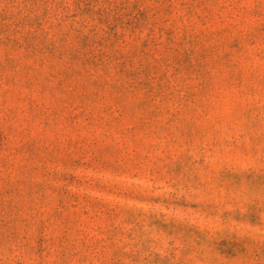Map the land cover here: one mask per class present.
Here are the masks:
<instances>
[{"label": "rangeland", "instance_id": "374dc122", "mask_svg": "<svg viewBox=\"0 0 264 264\" xmlns=\"http://www.w3.org/2000/svg\"><path fill=\"white\" fill-rule=\"evenodd\" d=\"M0 264H264V0H0Z\"/></svg>", "mask_w": 264, "mask_h": 264}]
</instances>
